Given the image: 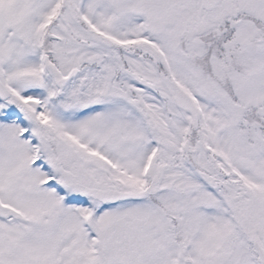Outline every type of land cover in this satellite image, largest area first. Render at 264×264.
<instances>
[{
	"label": "snow or ice",
	"instance_id": "1",
	"mask_svg": "<svg viewBox=\"0 0 264 264\" xmlns=\"http://www.w3.org/2000/svg\"><path fill=\"white\" fill-rule=\"evenodd\" d=\"M0 264H264V0H0Z\"/></svg>",
	"mask_w": 264,
	"mask_h": 264
}]
</instances>
